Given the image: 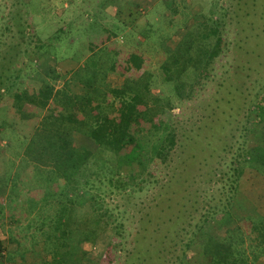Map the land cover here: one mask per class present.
Masks as SVG:
<instances>
[{
	"label": "rangeland",
	"instance_id": "1",
	"mask_svg": "<svg viewBox=\"0 0 264 264\" xmlns=\"http://www.w3.org/2000/svg\"><path fill=\"white\" fill-rule=\"evenodd\" d=\"M211 14L222 18L220 52L205 81L195 85L192 67L176 77L167 60L185 32L196 31ZM52 34L59 38L50 40ZM97 72L99 89L92 95L106 110L99 117L102 130L120 117L130 121L132 106L122 88L132 77L159 95L176 135L151 182L130 200L116 195L112 206L118 205L124 229L98 264L202 260L203 240L196 234L188 243L190 229L206 209L224 203L232 163L242 162L241 146L264 147V0H0V233L6 245L16 237L32 246L34 224L49 222L56 207L48 196L55 191L49 143L57 128L71 126L61 117V101L45 92ZM13 82V90L29 99L5 89ZM259 195L264 167L246 164L233 210L245 216ZM135 234L137 251L127 260ZM34 236L39 243L45 235ZM223 248L204 243L210 253L224 255Z\"/></svg>",
	"mask_w": 264,
	"mask_h": 264
},
{
	"label": "trees",
	"instance_id": "2",
	"mask_svg": "<svg viewBox=\"0 0 264 264\" xmlns=\"http://www.w3.org/2000/svg\"><path fill=\"white\" fill-rule=\"evenodd\" d=\"M221 27L222 18H213L211 14L196 31H186L176 48L170 51L168 71L179 77L185 68L192 67L196 74L195 85L202 84L220 52ZM58 38L57 34L49 37L52 41ZM96 78L98 72L92 73L89 79L79 80L82 81L80 84L68 80L54 93L51 87L45 90V94L51 92L54 99L61 101L67 114L61 117L71 126L69 130L57 128L49 143L48 156L54 158L55 191L48 196L55 199L56 207L52 204L55 208L49 222L41 220L40 224H34L32 246H26L16 237L6 245L0 233V259L8 261L7 264H98L106 250L120 242L124 229V222L114 211L118 205L112 206L116 203H112L116 195L121 193L130 200L156 176L154 170H160L162 163L167 162L164 155L172 147L176 135L172 116H165L168 109L159 103V95L146 90L140 78H125L122 90L127 93L132 106L130 121L124 124L125 120L120 117L113 128L105 125L102 130L99 117L106 110L92 95L99 89ZM14 84H7L5 89L18 98L29 99L24 90H13ZM73 85L76 91L69 92ZM76 110L79 114L73 118ZM101 131L107 133L100 140L98 134ZM74 136L81 137L79 141L90 140V145L80 143ZM241 147H244L240 153L242 162L237 164L240 159H234L232 163L233 176L225 191L224 203L218 202L206 209L190 229L188 243L196 234L203 240V259H187L186 264H264V195L252 202L251 209L243 217L233 210L237 202L238 178L246 164L264 167V147ZM44 203H49L48 199ZM124 205L127 206V202ZM124 205L123 209H126ZM0 213L3 217V211ZM185 223V220L178 223L177 228L184 229ZM222 224L225 228L220 234ZM39 233L45 236L39 238L38 243L34 235ZM177 237H171L169 244L174 245ZM137 238L138 234H135L134 247L127 260L137 251ZM210 242L228 249L223 248L225 256L204 250V243Z\"/></svg>",
	"mask_w": 264,
	"mask_h": 264
}]
</instances>
